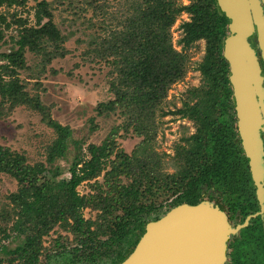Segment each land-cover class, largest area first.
Segmentation results:
<instances>
[{
	"label": "trees",
	"instance_id": "obj_1",
	"mask_svg": "<svg viewBox=\"0 0 264 264\" xmlns=\"http://www.w3.org/2000/svg\"><path fill=\"white\" fill-rule=\"evenodd\" d=\"M26 2L0 0V41L4 42L6 30L15 32L9 36L7 49L0 51V118L23 106L38 112L54 137L45 146L44 162L31 164L23 152L0 144V172L16 182L15 190L6 195L8 202L0 207V264H35L43 249L42 237L54 226L86 246L89 255L96 243L113 242L123 250L122 258L148 221L179 203L195 204L202 198L204 153L208 145L217 144L225 128L223 111L232 108L222 55L225 17L216 0H126L127 14L113 27L101 19L97 33L88 41L89 51L110 66L111 77L109 97L96 102L94 111L98 116L116 114L121 121L110 127L99 144L88 143L82 151L71 129L50 116L36 91L45 65L67 53V37L53 22L51 0H34L22 15L17 8H25ZM85 2L93 5V14L96 9L105 14L104 3ZM182 13L188 20L178 25L180 46L175 49L170 28ZM198 40L204 42L196 67L203 82L187 90L180 107L166 111L191 119L195 130L175 143L171 157L175 170L167 172L165 153L153 147L158 117L166 113L161 104L169 87L183 78L189 60L186 50ZM26 51L38 58L35 69L26 65ZM22 70L34 79L32 93L25 89L28 81L19 77ZM128 134L139 141L127 153L116 138ZM70 143L75 153L66 168L68 175L59 177L62 168L55 163L66 157ZM44 172L50 178L38 182ZM99 175L101 184L89 185L94 192H77L80 182ZM84 208L95 211L94 217H83ZM100 236L106 238L95 240ZM57 237L52 246L65 244L62 236ZM7 239L16 243L8 247L3 242Z\"/></svg>",
	"mask_w": 264,
	"mask_h": 264
},
{
	"label": "rangeland",
	"instance_id": "obj_2",
	"mask_svg": "<svg viewBox=\"0 0 264 264\" xmlns=\"http://www.w3.org/2000/svg\"><path fill=\"white\" fill-rule=\"evenodd\" d=\"M52 1L53 22L66 35L64 42L67 53L63 57L52 59L44 67L43 73L37 80L39 89L36 90L39 100L50 109V116L62 125H67L71 129L72 139L79 141L81 150L84 151L88 143L99 144L112 125L120 123L121 118L116 114L108 116H98L94 111L95 103L109 97L107 91L110 66L103 60L95 58L88 43L90 37L97 33L101 19L105 24L113 27L115 22L124 18L127 14L126 0H91L93 3H104L105 14L101 15L98 9L92 13L93 5L88 6L85 0H64L62 3ZM90 1V0H89ZM186 3V0H181ZM34 4V0H27L25 8L21 14L25 15V10ZM29 15L31 9L28 10ZM31 17V16H29ZM188 20V15L182 13L170 28L171 41L175 49H179L177 39L181 36L179 23ZM14 31L9 29L4 32L3 40L0 41V51H4L10 45L9 36L14 35ZM203 40H198L187 48L189 60L187 70L183 78L173 83L167 90L166 97L161 104V111H172L180 107L185 99L188 89L200 87L203 82L202 76L196 68L203 55ZM25 63L32 69L38 63V58L26 51ZM19 77L28 81L25 89L30 93L35 90L34 79L28 70L19 72ZM92 118V123L88 121ZM91 125H95L93 128ZM194 123L191 119L179 117L177 114L166 112L158 117V126L153 141L154 149L159 153H165V171L173 172L172 154L175 143L180 142L181 137L193 133ZM119 133H122L120 130ZM54 133L40 119V114L29 110L23 106L13 108L5 117L0 118V144L8 146L12 150L23 152L28 163L37 161L44 162L45 146L50 143ZM116 141L125 152H130L132 147L139 141V138L128 134L126 137H117ZM75 153L74 145H68L66 157L57 160L55 164L62 168L59 177H66V170L71 156ZM50 178L49 173L44 172L38 175L37 181ZM93 187L101 184V175L94 180L80 182L76 186L79 194L94 192ZM16 188L15 180L5 173L0 172V207L7 203L6 195ZM165 207V206H164ZM169 209V208H168ZM167 211V210H166ZM95 211L84 208L83 217H94ZM1 223V222H0ZM58 235L66 241L62 245H80L74 242L69 232L54 226L46 235L42 237L41 253L52 251V239ZM65 237V238H64ZM60 238V237H59ZM106 238V237H104ZM58 239V237H57ZM8 247H12L16 242L3 241ZM111 252L113 257L118 251L119 245L111 242ZM85 252L86 250L83 249Z\"/></svg>",
	"mask_w": 264,
	"mask_h": 264
},
{
	"label": "flooded vegetation",
	"instance_id": "obj_3",
	"mask_svg": "<svg viewBox=\"0 0 264 264\" xmlns=\"http://www.w3.org/2000/svg\"><path fill=\"white\" fill-rule=\"evenodd\" d=\"M257 5L254 15L248 6L250 31L244 40L255 61V82L251 86L254 88L252 98L258 119V145L251 152L258 154V162L253 164L243 147L245 136L238 127L236 99L229 80L232 108L223 111L225 128L217 136V144L208 145L204 153L202 198L213 205H220L227 222L223 258L219 264H264V9L260 0H257ZM223 15L222 44L230 35L227 28L229 20ZM225 62L229 75L228 62ZM95 240L102 242L104 237H96ZM52 247V251L39 254L35 264H119L128 254L120 258L123 250L119 247L113 257L109 252L112 250L111 242L96 243L91 255L83 251L86 248L83 245Z\"/></svg>",
	"mask_w": 264,
	"mask_h": 264
},
{
	"label": "water",
	"instance_id": "obj_4",
	"mask_svg": "<svg viewBox=\"0 0 264 264\" xmlns=\"http://www.w3.org/2000/svg\"><path fill=\"white\" fill-rule=\"evenodd\" d=\"M260 1L264 9V0ZM216 2L229 20L230 35L223 40L222 55L228 62L238 127L245 136V152L256 164L258 154L251 152L258 145V119L251 86L255 82V61L244 38L250 31L248 6L254 15L257 0ZM226 232V217L220 205L203 198L195 204L179 203L144 225L134 247L119 264H219Z\"/></svg>",
	"mask_w": 264,
	"mask_h": 264
}]
</instances>
